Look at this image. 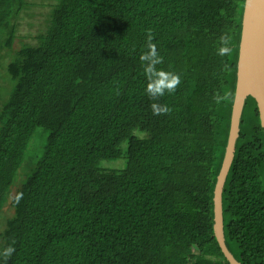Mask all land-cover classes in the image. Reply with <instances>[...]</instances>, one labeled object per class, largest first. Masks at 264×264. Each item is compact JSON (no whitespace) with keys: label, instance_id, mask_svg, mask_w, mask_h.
<instances>
[{"label":"trees","instance_id":"obj_1","mask_svg":"<svg viewBox=\"0 0 264 264\" xmlns=\"http://www.w3.org/2000/svg\"><path fill=\"white\" fill-rule=\"evenodd\" d=\"M244 3L55 0L45 28L20 36L30 3L0 0V250L15 248L7 264H229L213 195ZM149 30L157 67L181 76L158 101L139 59ZM152 103L172 111L153 115ZM222 209L229 251L264 264V130L251 96Z\"/></svg>","mask_w":264,"mask_h":264},{"label":"water","instance_id":"obj_2","mask_svg":"<svg viewBox=\"0 0 264 264\" xmlns=\"http://www.w3.org/2000/svg\"><path fill=\"white\" fill-rule=\"evenodd\" d=\"M248 96L255 99L264 130V0H245L237 61V80L230 129L214 195V235L229 264H241L225 243L222 193L236 150L240 121Z\"/></svg>","mask_w":264,"mask_h":264},{"label":"clouds","instance_id":"obj_3","mask_svg":"<svg viewBox=\"0 0 264 264\" xmlns=\"http://www.w3.org/2000/svg\"><path fill=\"white\" fill-rule=\"evenodd\" d=\"M154 37L149 30V35L147 37V50L143 52L139 59L143 64V70L145 77L147 79V85L145 88L146 94L153 101H158L166 93L172 94L175 93L178 86L181 84L180 74L173 71H166L158 68V65H161L164 60L163 57L159 54L157 46L153 43ZM221 47L218 49L219 55H225L230 53L231 48L229 47V38L227 36L220 37ZM227 99V94L224 96L217 95L215 100L217 103H220L222 100ZM153 115H166L170 114L172 109L166 104L152 103L150 105ZM21 196H17L16 202L19 203ZM15 248L13 246H8L0 250V261L3 264H7V261L14 254Z\"/></svg>","mask_w":264,"mask_h":264},{"label":"rangeland","instance_id":"obj_4","mask_svg":"<svg viewBox=\"0 0 264 264\" xmlns=\"http://www.w3.org/2000/svg\"><path fill=\"white\" fill-rule=\"evenodd\" d=\"M30 3V7L23 14V19L21 20V26L18 32V35L25 36V34H34L37 29L45 28L48 22V16L51 10L52 5H54L55 0H27ZM20 38V37H19ZM17 39L15 43V49H17L22 42H31L32 39L25 38L24 41ZM120 161H109L111 165H116ZM5 215L9 213V209L6 206ZM7 216V215H6ZM1 228V226H0Z\"/></svg>","mask_w":264,"mask_h":264}]
</instances>
